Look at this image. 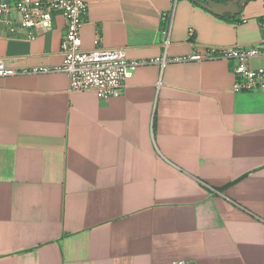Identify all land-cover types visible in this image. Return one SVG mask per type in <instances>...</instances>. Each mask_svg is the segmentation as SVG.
<instances>
[{
  "label": "crops",
  "instance_id": "1",
  "mask_svg": "<svg viewBox=\"0 0 264 264\" xmlns=\"http://www.w3.org/2000/svg\"><path fill=\"white\" fill-rule=\"evenodd\" d=\"M263 20L264 0L234 15L88 0L80 38L130 59L186 57L260 42ZM64 29L54 13L34 38L0 35V58L17 71L59 65ZM232 66L139 65L110 98L70 93L63 72L0 76V264H264V89L233 91Z\"/></svg>",
  "mask_w": 264,
  "mask_h": 264
},
{
  "label": "built area",
  "instance_id": "2",
  "mask_svg": "<svg viewBox=\"0 0 264 264\" xmlns=\"http://www.w3.org/2000/svg\"><path fill=\"white\" fill-rule=\"evenodd\" d=\"M54 13L61 14L65 20L60 49L62 62L17 71L0 58V76L20 72H63L68 77L70 93L92 91L99 98H110L123 92L126 79L139 65L154 63L162 69L169 61L221 58L233 62V91L264 89V40L247 45L207 46L186 57L169 58L163 53L151 59L127 58L123 47L96 45L91 49L82 48L80 28L87 18L88 0H0V35H16L23 30L27 32V38H34L50 28ZM171 21L172 11L161 16L164 47L170 43ZM259 24L264 27V20ZM254 57L262 59V66L253 68L249 65V60ZM171 264L187 263L179 260Z\"/></svg>",
  "mask_w": 264,
  "mask_h": 264
},
{
  "label": "water",
  "instance_id": "3",
  "mask_svg": "<svg viewBox=\"0 0 264 264\" xmlns=\"http://www.w3.org/2000/svg\"><path fill=\"white\" fill-rule=\"evenodd\" d=\"M211 12L222 15L230 13L234 15L246 3L247 0H193Z\"/></svg>",
  "mask_w": 264,
  "mask_h": 264
}]
</instances>
